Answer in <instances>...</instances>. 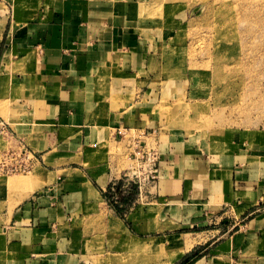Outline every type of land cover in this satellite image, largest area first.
<instances>
[{"label": "crops", "instance_id": "1", "mask_svg": "<svg viewBox=\"0 0 264 264\" xmlns=\"http://www.w3.org/2000/svg\"><path fill=\"white\" fill-rule=\"evenodd\" d=\"M27 2L15 9L14 0H0V134L39 152L34 168L50 180L0 213V264H90L61 236L60 224L101 200L128 247L198 231L207 239L185 254L196 255L190 264H264V157L201 152L181 134L162 139L155 119L141 126V89L131 76L145 43L115 7ZM117 128H159L156 186L127 205L124 220L103 196L126 168L110 163L98 171L101 164L92 173L91 166L60 163L110 135L120 145Z\"/></svg>", "mask_w": 264, "mask_h": 264}, {"label": "rangeland", "instance_id": "2", "mask_svg": "<svg viewBox=\"0 0 264 264\" xmlns=\"http://www.w3.org/2000/svg\"><path fill=\"white\" fill-rule=\"evenodd\" d=\"M103 2L115 7L127 24L135 25L145 43L143 63L131 76L141 89L137 104L141 126L155 119L162 139L181 134L201 152L230 155L247 150L264 157V0ZM27 4V0H14L13 6ZM5 153L12 157L7 161L8 170L0 169V213L6 204L10 211L50 180L47 171L33 172L39 152L0 134V156ZM71 161L84 168L91 166L92 173L101 164L98 171L106 170L110 163L118 170L130 165L111 135L60 163ZM19 166L27 167L22 171ZM92 203L96 209L83 207L60 224L61 236L70 238L71 246L87 263L160 264L165 260L167 254L156 243L170 239L152 237L142 240L146 247L137 242L128 247L122 234L125 229L110 224L103 201ZM180 239L191 245L171 264H181L189 256L185 254L207 235L197 231Z\"/></svg>", "mask_w": 264, "mask_h": 264}, {"label": "built area", "instance_id": "3", "mask_svg": "<svg viewBox=\"0 0 264 264\" xmlns=\"http://www.w3.org/2000/svg\"><path fill=\"white\" fill-rule=\"evenodd\" d=\"M158 132L159 128L116 129V140L119 141L123 154L130 160V165L122 171L119 178L112 179L107 200L110 205L119 204L121 196L129 192L133 183L136 184L137 193L131 204L139 198L138 195L143 192L150 194V189L156 186L159 176L157 164L160 160ZM0 157V169L8 170L7 161L12 155L5 153ZM26 167L19 166L18 169L23 171Z\"/></svg>", "mask_w": 264, "mask_h": 264}, {"label": "bare ground", "instance_id": "4", "mask_svg": "<svg viewBox=\"0 0 264 264\" xmlns=\"http://www.w3.org/2000/svg\"><path fill=\"white\" fill-rule=\"evenodd\" d=\"M38 168L39 167H35L33 172L39 171ZM18 183H21V182L19 181ZM26 183H28V182H26ZM22 184L24 185V183H22ZM30 184H32V183H30ZM39 184H40V182H39ZM32 186H34V185H32ZM32 186H30V187H32ZM23 187H25V186H23ZM30 187H29V189H30ZM190 245L191 244H189V243L184 244V241L180 239V236H178L175 239H170V240H168L166 242H162V243L161 242H157L156 243V248L160 249L161 251H163L165 255L167 254V256H165V260L162 263H160V264H171L173 261L177 260L178 257H180L181 254L185 250L189 249Z\"/></svg>", "mask_w": 264, "mask_h": 264}, {"label": "trees", "instance_id": "5", "mask_svg": "<svg viewBox=\"0 0 264 264\" xmlns=\"http://www.w3.org/2000/svg\"><path fill=\"white\" fill-rule=\"evenodd\" d=\"M137 191V187H136V184L133 183L129 192L123 196H121L120 198V201H119V204H111V206L113 207L115 213L120 216L123 220H124V211H125V208L127 207V205L130 204L131 200L134 198L135 196V193ZM109 194V193H108ZM105 197H107V200L109 198V196H107V194L105 195ZM194 255L184 259L181 264H190V261H189V258L193 257ZM196 257V255L194 256Z\"/></svg>", "mask_w": 264, "mask_h": 264}]
</instances>
